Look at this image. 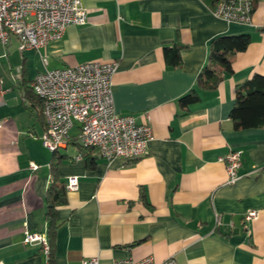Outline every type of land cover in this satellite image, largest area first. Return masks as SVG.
Listing matches in <instances>:
<instances>
[{
  "label": "crops",
  "instance_id": "1",
  "mask_svg": "<svg viewBox=\"0 0 264 264\" xmlns=\"http://www.w3.org/2000/svg\"><path fill=\"white\" fill-rule=\"evenodd\" d=\"M81 2L86 23L38 52H20L13 37L0 44V261L45 264L41 245L23 243V231L48 240L49 186L76 177L77 190H66L56 208L51 264L146 256L155 264L170 256L177 264H264V128L235 131L229 118L235 88L264 76V0L249 24L214 17L211 0ZM240 34L250 42L232 56V72L181 110L178 99L209 64L211 41ZM176 46L180 63L167 65L163 48ZM94 61L117 63L115 112L151 128L147 153L135 161L108 163L81 149L77 126L66 147L51 153L42 145L45 125L31 81L45 69ZM230 150L241 159L232 185L219 160ZM249 211L257 216L244 221Z\"/></svg>",
  "mask_w": 264,
  "mask_h": 264
},
{
  "label": "built area",
  "instance_id": "2",
  "mask_svg": "<svg viewBox=\"0 0 264 264\" xmlns=\"http://www.w3.org/2000/svg\"><path fill=\"white\" fill-rule=\"evenodd\" d=\"M253 4L251 0H218L212 14L227 23L249 24ZM86 23V11L81 0H0V44L10 38L17 40L18 50L39 51L50 41L58 40L70 26ZM43 65L46 60L43 58ZM117 70L115 61H94L60 69H45L30 83L33 94L41 103L45 129L41 135L43 147L51 153L67 146L70 134L78 127L77 142L81 148H92L108 163L137 160L147 153L152 131L147 123L138 124L131 115L115 112L112 79ZM81 155L77 156L80 159ZM224 163L226 184L239 179L240 153L230 150L219 159ZM31 170L38 165L30 162ZM78 188L76 177H70L65 190ZM249 211L244 221L256 218ZM217 224L219 218H216ZM41 245L49 264L50 246L44 235L23 231V243ZM0 264H3L0 261ZM80 264H100L95 257ZM110 264H155L151 256L140 260L123 258ZM159 264H177L170 256Z\"/></svg>",
  "mask_w": 264,
  "mask_h": 264
},
{
  "label": "trees",
  "instance_id": "3",
  "mask_svg": "<svg viewBox=\"0 0 264 264\" xmlns=\"http://www.w3.org/2000/svg\"><path fill=\"white\" fill-rule=\"evenodd\" d=\"M217 1L211 0L213 8ZM251 2L254 6L258 0H251ZM249 42V36L245 34L214 38L209 45V64L198 75L196 87L178 99L180 109L186 112L189 106L198 102L199 91L215 90L223 78V73L230 74L232 72V56L245 51ZM180 50V46L163 48V58L167 65L175 66L180 63ZM229 118L235 131L264 128V76L253 75L242 86L235 88L234 104L230 110ZM65 191L63 183L56 180L51 182L47 191L48 205L45 219L47 221V241L50 246L49 264L52 261L51 240L57 228L56 208L65 204Z\"/></svg>",
  "mask_w": 264,
  "mask_h": 264
}]
</instances>
